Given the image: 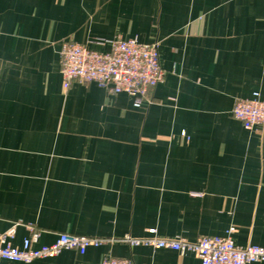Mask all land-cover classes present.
Here are the masks:
<instances>
[{
  "label": "crops",
  "instance_id": "obj_1",
  "mask_svg": "<svg viewBox=\"0 0 264 264\" xmlns=\"http://www.w3.org/2000/svg\"><path fill=\"white\" fill-rule=\"evenodd\" d=\"M159 44L165 81L140 106L95 83L64 86L60 50ZM264 0H0V233L21 248L60 234L230 236L264 248ZM201 264L192 252L114 244L29 264ZM1 264H26L3 261ZM264 264V263H252Z\"/></svg>",
  "mask_w": 264,
  "mask_h": 264
},
{
  "label": "built area",
  "instance_id": "obj_2",
  "mask_svg": "<svg viewBox=\"0 0 264 264\" xmlns=\"http://www.w3.org/2000/svg\"><path fill=\"white\" fill-rule=\"evenodd\" d=\"M108 51L91 49L73 40L65 41L60 50L61 74L64 86L73 81L84 84L95 83L110 94H128L140 106L150 91L166 79V71L160 62L159 44L140 43L137 39L117 38L102 42ZM233 117L242 123L246 130L264 128V101L258 94L252 99L236 102ZM32 234L21 248L15 247L14 228L0 233V264L3 261L29 264L38 259L52 258L64 250H75L85 254L90 247L127 244L131 247L146 246L154 249H170L180 254L194 253L201 264H252L264 263V248L259 246L240 247L230 236H204L191 242L184 238H160L152 230L149 236L134 238L126 235L121 238H96L60 234L51 245L36 247L40 233L30 228ZM102 264H134L130 259L106 257Z\"/></svg>",
  "mask_w": 264,
  "mask_h": 264
}]
</instances>
